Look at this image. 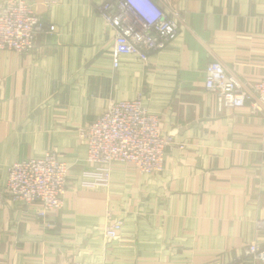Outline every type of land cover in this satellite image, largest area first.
<instances>
[{
  "label": "crops",
  "instance_id": "obj_1",
  "mask_svg": "<svg viewBox=\"0 0 264 264\" xmlns=\"http://www.w3.org/2000/svg\"><path fill=\"white\" fill-rule=\"evenodd\" d=\"M7 0H0V10ZM43 23L32 52L0 51V264H252L264 244V115L218 110L204 87L219 62L245 83L264 74V0H160L177 25L161 51L113 69L105 0H23ZM159 117V175L114 163L110 179L86 162L80 134L117 101ZM53 152L68 167L62 207L12 201L7 169ZM121 221L118 238L104 228Z\"/></svg>",
  "mask_w": 264,
  "mask_h": 264
},
{
  "label": "built area",
  "instance_id": "obj_2",
  "mask_svg": "<svg viewBox=\"0 0 264 264\" xmlns=\"http://www.w3.org/2000/svg\"><path fill=\"white\" fill-rule=\"evenodd\" d=\"M160 3V0H105L98 8L114 33L113 69L118 68L123 57L140 58L144 51H161L175 37L177 25ZM42 31L43 23L25 1L5 2L0 10V51L32 52ZM204 75L205 90L215 96L219 111L247 106L251 115H264V74L257 83H245L227 73L221 63L212 62L205 67ZM80 138L86 147V162L102 167L97 177L102 182L109 181L114 163L130 164L139 174L159 175L165 149L175 144L161 131L159 117L143 108L139 100L111 103ZM67 173V165L53 152L16 161L7 169L4 193L18 203L39 204L38 222L50 229L53 225L48 217L62 207ZM256 227L264 230V220L257 221ZM121 228V221L107 225L103 230L105 241L117 239ZM244 255L252 264H264V244H250Z\"/></svg>",
  "mask_w": 264,
  "mask_h": 264
}]
</instances>
